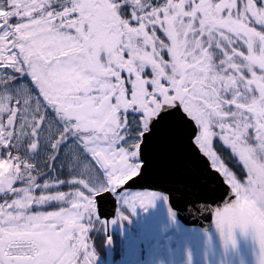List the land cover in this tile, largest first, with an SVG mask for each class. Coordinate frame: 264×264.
<instances>
[{
	"label": "snow or ice",
	"instance_id": "6c2138e0",
	"mask_svg": "<svg viewBox=\"0 0 264 264\" xmlns=\"http://www.w3.org/2000/svg\"><path fill=\"white\" fill-rule=\"evenodd\" d=\"M171 122L228 186L214 233L118 224L167 202L124 186ZM104 194L106 264H244L237 229L264 264V0H0V264H99Z\"/></svg>",
	"mask_w": 264,
	"mask_h": 264
},
{
	"label": "water",
	"instance_id": "95a60500",
	"mask_svg": "<svg viewBox=\"0 0 264 264\" xmlns=\"http://www.w3.org/2000/svg\"><path fill=\"white\" fill-rule=\"evenodd\" d=\"M163 133H165L167 136L171 133L177 138H182V141H184L185 150L189 155L188 157L191 158L193 162V170L190 172L197 173L198 175L197 177L195 176L194 180H201V178H205L207 179V182L210 183L211 179H213L216 182L217 191H222L223 194L228 191V186L224 183L223 177L211 167V162L206 157H204L202 153L198 151V149L190 144L186 131L180 124L176 122L169 123L165 129L153 136L150 143L144 149L143 158L146 161V164L143 167L142 176L136 178L135 181H130L128 185L124 186V190H128L129 188L133 190L149 189L166 195L168 200L165 205L168 209L171 208V210L176 213L178 222L184 228L194 229L196 231L208 229L214 233V216L211 214L209 209L215 208L217 205L222 206L221 193L215 197V204L210 207L206 206V203H204L205 201L202 200V207L200 206L201 208L198 209L197 207H193L192 210H186V208L180 204L181 200L175 197V188L173 187L174 184L171 180H169L170 178L159 177V175L151 174L154 172L152 171L154 146L157 141L160 140L162 135H165ZM184 186L185 188L187 187V185ZM226 198L227 197H225V199ZM96 199L98 201V212L102 218L106 219V226H108L109 220L115 215L114 210L116 209V201L109 194L98 196ZM236 235L240 257L243 258L244 264H255V256L252 253L253 242L251 239V230H249V235L247 238L240 235L239 229L236 230ZM234 259L238 264V258L234 257Z\"/></svg>",
	"mask_w": 264,
	"mask_h": 264
},
{
	"label": "bare ground",
	"instance_id": "6f19581e",
	"mask_svg": "<svg viewBox=\"0 0 264 264\" xmlns=\"http://www.w3.org/2000/svg\"><path fill=\"white\" fill-rule=\"evenodd\" d=\"M153 153L154 159L152 171L154 172L151 174L170 178L169 180L174 184L175 197L181 200L182 203L180 202V204H182L186 210H192L193 207H197L198 209L201 208L202 200L205 201L204 203H206V206L210 207L215 204V197H217L219 193L223 196L222 191H217L216 182L213 179H211V181L209 180L210 183L207 182V179L205 178L194 180L195 176L197 177L198 175L197 173L190 172L193 170V162L192 159L188 157L189 155L185 150L182 138H177L171 133L168 134V136L166 134L162 135L160 140L155 144ZM184 185H187V187L185 188ZM131 190L152 191L149 189ZM115 201L120 207V202L117 200ZM163 204L164 202L158 201L156 207L150 208L148 212L138 209V215H131L130 217L133 218L135 225L137 224V221L146 219L150 215L158 219H165L167 218V213L164 210Z\"/></svg>",
	"mask_w": 264,
	"mask_h": 264
},
{
	"label": "trees",
	"instance_id": "16d2710c",
	"mask_svg": "<svg viewBox=\"0 0 264 264\" xmlns=\"http://www.w3.org/2000/svg\"><path fill=\"white\" fill-rule=\"evenodd\" d=\"M121 223L125 227L135 228L130 217L128 221H123ZM91 236H92L94 247L97 251V256L99 257V260H101L102 262H106L105 259H107V249H106V239H105V235L103 234V231L93 232ZM109 239L113 240V245L110 246V254L112 255L113 259H116L117 258L116 254L119 252V245L121 244V241L124 239V237H121L119 234V231L117 229H114L110 231Z\"/></svg>",
	"mask_w": 264,
	"mask_h": 264
},
{
	"label": "flooded vegetation",
	"instance_id": "af4514ba",
	"mask_svg": "<svg viewBox=\"0 0 264 264\" xmlns=\"http://www.w3.org/2000/svg\"><path fill=\"white\" fill-rule=\"evenodd\" d=\"M214 146L218 147V148H219V151H220L221 153H223L224 156L229 155V150L225 149V148L223 147V145L219 144L218 141L214 140ZM228 165H229V167H231L234 171H237V173L239 174V167H238L235 163H233L231 160H229V161H228Z\"/></svg>",
	"mask_w": 264,
	"mask_h": 264
},
{
	"label": "rangeland",
	"instance_id": "374dc122",
	"mask_svg": "<svg viewBox=\"0 0 264 264\" xmlns=\"http://www.w3.org/2000/svg\"><path fill=\"white\" fill-rule=\"evenodd\" d=\"M117 208H119V205L117 206ZM113 218H116V216L113 217ZM120 223H121V222L118 221V224H120ZM105 225H106V224H105ZM98 227H101V226L98 224ZM104 228H105V227H104ZM108 228H109L110 230L117 229V230L120 232L119 227H115V226H113L112 223H111V220H110L109 223H108ZM103 231H104V229H103ZM120 236H122L121 233H120ZM99 264H105V263H101V262L99 261Z\"/></svg>",
	"mask_w": 264,
	"mask_h": 264
}]
</instances>
